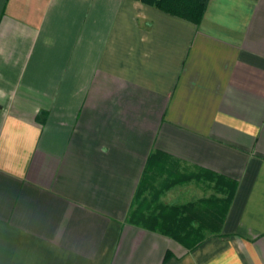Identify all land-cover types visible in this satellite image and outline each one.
I'll use <instances>...</instances> for the list:
<instances>
[{"label":"crops","instance_id":"obj_1","mask_svg":"<svg viewBox=\"0 0 264 264\" xmlns=\"http://www.w3.org/2000/svg\"><path fill=\"white\" fill-rule=\"evenodd\" d=\"M153 153L235 183L221 235L127 221ZM0 264H264V0H0Z\"/></svg>","mask_w":264,"mask_h":264},{"label":"trees","instance_id":"obj_2","mask_svg":"<svg viewBox=\"0 0 264 264\" xmlns=\"http://www.w3.org/2000/svg\"><path fill=\"white\" fill-rule=\"evenodd\" d=\"M169 14L197 23L208 0H139ZM191 179L202 180L215 193L180 205L166 206L158 202L160 194L172 185ZM235 190V183L207 170L188 171L178 160L160 153L147 159L143 177L128 211L127 221L156 230L187 249L199 245L208 235H221V229ZM158 202V203H157Z\"/></svg>","mask_w":264,"mask_h":264},{"label":"rangeland","instance_id":"obj_3","mask_svg":"<svg viewBox=\"0 0 264 264\" xmlns=\"http://www.w3.org/2000/svg\"><path fill=\"white\" fill-rule=\"evenodd\" d=\"M211 186H212V184H207V186L205 187L206 189H203L202 191L204 192V194H206V195H210V194H214L215 193V191L211 188ZM217 196H222V194L221 193H215ZM159 199H160V196H159V198H158V202H159ZM157 202V203H158Z\"/></svg>","mask_w":264,"mask_h":264}]
</instances>
